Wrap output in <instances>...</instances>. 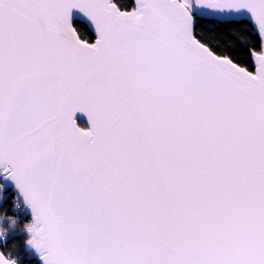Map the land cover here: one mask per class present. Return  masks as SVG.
<instances>
[{"label":"snow or ice","instance_id":"6c2138e0","mask_svg":"<svg viewBox=\"0 0 264 264\" xmlns=\"http://www.w3.org/2000/svg\"><path fill=\"white\" fill-rule=\"evenodd\" d=\"M0 194V264H264V0H0Z\"/></svg>","mask_w":264,"mask_h":264},{"label":"trees","instance_id":"16d2710c","mask_svg":"<svg viewBox=\"0 0 264 264\" xmlns=\"http://www.w3.org/2000/svg\"><path fill=\"white\" fill-rule=\"evenodd\" d=\"M82 125L85 124L83 122H80ZM22 216L21 225L24 222H27L31 219V213L29 211H24L20 213ZM18 226V227H19ZM27 239L26 233H20L17 230H12L9 234L7 244L11 246L13 241L17 242V248L14 249V254L19 256L20 258V264H42L41 260L39 259L38 254L35 253V251L28 246L24 244V240ZM0 246H3L2 243H0Z\"/></svg>","mask_w":264,"mask_h":264},{"label":"water","instance_id":"95a60500","mask_svg":"<svg viewBox=\"0 0 264 264\" xmlns=\"http://www.w3.org/2000/svg\"><path fill=\"white\" fill-rule=\"evenodd\" d=\"M78 120H79L80 122L86 123V117H84V116L81 115V114H78ZM29 212H30V211H29Z\"/></svg>","mask_w":264,"mask_h":264},{"label":"clouds","instance_id":"9594fccd","mask_svg":"<svg viewBox=\"0 0 264 264\" xmlns=\"http://www.w3.org/2000/svg\"><path fill=\"white\" fill-rule=\"evenodd\" d=\"M3 198V194H0V199H2Z\"/></svg>","mask_w":264,"mask_h":264},{"label":"built area","instance_id":"2783aa9c","mask_svg":"<svg viewBox=\"0 0 264 264\" xmlns=\"http://www.w3.org/2000/svg\"><path fill=\"white\" fill-rule=\"evenodd\" d=\"M0 243L4 244V242H3V241H0Z\"/></svg>","mask_w":264,"mask_h":264}]
</instances>
